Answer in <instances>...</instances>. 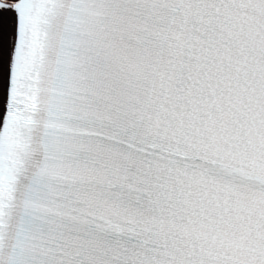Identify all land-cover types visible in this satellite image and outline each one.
Listing matches in <instances>:
<instances>
[{"label":"rangeland","instance_id":"1","mask_svg":"<svg viewBox=\"0 0 264 264\" xmlns=\"http://www.w3.org/2000/svg\"><path fill=\"white\" fill-rule=\"evenodd\" d=\"M9 34V16L0 15V85L3 83Z\"/></svg>","mask_w":264,"mask_h":264},{"label":"bare ground","instance_id":"2","mask_svg":"<svg viewBox=\"0 0 264 264\" xmlns=\"http://www.w3.org/2000/svg\"><path fill=\"white\" fill-rule=\"evenodd\" d=\"M7 11L9 12V10ZM11 38H12V32H11V37L9 38V43L11 42ZM4 96H5V84L3 88L2 87L0 88V119L2 116V107H3L2 102H3Z\"/></svg>","mask_w":264,"mask_h":264}]
</instances>
